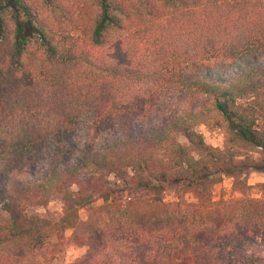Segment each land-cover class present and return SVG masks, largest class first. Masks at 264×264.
I'll return each mask as SVG.
<instances>
[{
    "label": "trees",
    "instance_id": "trees-1",
    "mask_svg": "<svg viewBox=\"0 0 264 264\" xmlns=\"http://www.w3.org/2000/svg\"><path fill=\"white\" fill-rule=\"evenodd\" d=\"M262 117L264 0H0V247L82 224L72 264H163L180 247L194 264H264V197L242 177L264 171ZM207 121L222 148L196 130ZM224 175L242 197L212 200ZM167 186L196 202L162 201ZM139 189L151 199L114 200ZM53 196L57 220L29 210Z\"/></svg>",
    "mask_w": 264,
    "mask_h": 264
},
{
    "label": "rangeland",
    "instance_id": "rangeland-1",
    "mask_svg": "<svg viewBox=\"0 0 264 264\" xmlns=\"http://www.w3.org/2000/svg\"><path fill=\"white\" fill-rule=\"evenodd\" d=\"M260 123L264 125V117L260 119ZM199 124L195 125L196 130H199ZM206 129L210 131L215 126L220 127L219 123L214 121H207L203 123ZM223 135L221 140L217 137H213L212 133H207V130L202 133L204 141L213 146L222 148L225 143V133L220 127ZM177 140L185 145H189V141L182 133L177 134ZM220 143V145H214ZM238 153L243 155H249L258 157L260 155V148L255 146L239 145L237 147ZM91 174L90 169H84L82 176L84 178L89 177ZM245 177L247 185H249L247 192L254 197H264V185L261 183L264 181V171L251 170L246 174H242ZM74 187V186H73ZM242 190V189H240ZM239 189L233 187V178L224 175L218 180L212 187L211 197L212 200H218L220 198H239L243 196V193ZM162 201H186L190 204L196 202V198L191 192H184L181 188L176 186H167L160 194ZM151 199V192L147 190H126L116 194L114 200L121 202L130 201L131 203H138L141 201H148ZM102 204V199H96L90 204L81 207L78 211L80 221H86L91 216V222H95L99 217L98 208ZM31 211L36 212L39 215L46 216L48 219L55 221L62 213V202L59 196H53L46 205L37 206ZM0 217L5 214L0 210ZM97 218V219H96ZM90 222V220H89ZM87 225H77L74 228H67L60 235H51L49 239L41 246L35 248H27L22 243L15 241H9L3 243L0 247V264H72L83 253L86 252L87 245L82 244L78 239L83 235ZM93 229V228H92ZM93 236V235H92ZM93 238V237H90ZM194 252L193 248L180 247L174 253L167 255L163 258V264H194L193 263ZM108 264H138L122 258H114ZM142 264V263H140Z\"/></svg>",
    "mask_w": 264,
    "mask_h": 264
},
{
    "label": "built area",
    "instance_id": "built-area-1",
    "mask_svg": "<svg viewBox=\"0 0 264 264\" xmlns=\"http://www.w3.org/2000/svg\"><path fill=\"white\" fill-rule=\"evenodd\" d=\"M207 130V133H212L213 137H217L219 140H221V136L223 135V132L221 131L220 127L215 126L213 129H211L210 131H208V129H206V126L201 123L199 124V130L198 132H200L201 134L203 133L204 135V131ZM214 145H220V143H215Z\"/></svg>",
    "mask_w": 264,
    "mask_h": 264
}]
</instances>
